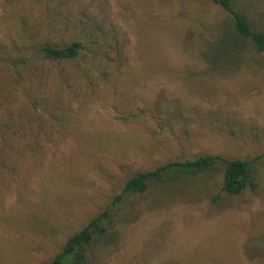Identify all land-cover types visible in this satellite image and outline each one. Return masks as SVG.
<instances>
[{
  "label": "rangeland",
  "instance_id": "rangeland-1",
  "mask_svg": "<svg viewBox=\"0 0 264 264\" xmlns=\"http://www.w3.org/2000/svg\"><path fill=\"white\" fill-rule=\"evenodd\" d=\"M231 3L264 34V0ZM208 155L254 186L226 194L217 163L123 192ZM104 213L85 264H264V52L212 0H0V264H45Z\"/></svg>",
  "mask_w": 264,
  "mask_h": 264
},
{
  "label": "trees",
  "instance_id": "trees-1",
  "mask_svg": "<svg viewBox=\"0 0 264 264\" xmlns=\"http://www.w3.org/2000/svg\"><path fill=\"white\" fill-rule=\"evenodd\" d=\"M221 5L231 16L235 33L241 38L252 42L259 52H264V34L257 31L247 17L232 8L231 0H212ZM82 46L74 42L65 47L45 45L43 51L50 60H73ZM224 165L223 191L230 196L241 195L247 188L253 187L252 168L248 161L228 160L219 156H201L195 160L171 162L158 167L154 171L141 172L129 178L123 192L142 194L147 190L148 182L155 178L170 180L181 174H196L214 167ZM109 218L106 213L90 220L81 230L71 235L65 242L62 250L51 261L45 264H85L90 244L98 239L109 237L114 240V234L108 231Z\"/></svg>",
  "mask_w": 264,
  "mask_h": 264
}]
</instances>
